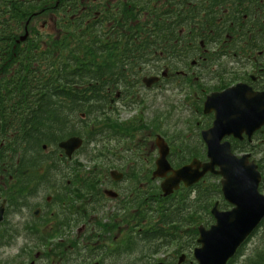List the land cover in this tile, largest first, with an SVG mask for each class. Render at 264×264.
<instances>
[{
    "label": "flooded vegetation",
    "instance_id": "1",
    "mask_svg": "<svg viewBox=\"0 0 264 264\" xmlns=\"http://www.w3.org/2000/svg\"><path fill=\"white\" fill-rule=\"evenodd\" d=\"M211 1L63 0L34 15L49 10L39 29L49 27L53 35L29 37L33 16L20 28L27 31L24 40L0 36L16 48L0 58V264H199V225L188 226L186 218L203 213L208 229L216 200L220 211L233 206L215 193L210 174L167 196L156 182L155 194L146 195L152 183L145 177L146 154L157 153L152 138L165 140V134L160 116L149 119L152 105L136 96L139 89L163 95L181 90L198 110L180 122L206 119L189 136L188 161L172 160L165 140L177 168L205 160L201 132L214 119L203 112L208 97L241 87L248 88L243 99L264 92V0ZM49 93L55 97L45 98ZM46 104L63 112L59 121L53 111L38 114ZM72 106L81 109L71 114ZM87 106H95L98 161L89 173L74 162L79 150L68 159L57 146L72 128L86 125ZM38 122L49 141L39 146ZM146 128L153 132L146 135ZM223 141L233 154L250 156L264 193V127ZM144 171L142 182H134ZM263 229L264 221L225 264H240L253 241L261 247Z\"/></svg>",
    "mask_w": 264,
    "mask_h": 264
},
{
    "label": "water",
    "instance_id": "2",
    "mask_svg": "<svg viewBox=\"0 0 264 264\" xmlns=\"http://www.w3.org/2000/svg\"><path fill=\"white\" fill-rule=\"evenodd\" d=\"M246 88L229 89L214 94L205 103V111H214L213 125L202 132L207 146L208 163L193 160L191 164L173 170L166 156L168 148L159 138V158L153 178L166 177L161 188L165 195L177 187L178 182L186 186L197 182L206 172L212 171L222 177V193L235 207L221 212L214 207L212 213L216 223L208 230L199 228L198 242L202 245L196 252L199 264H225L236 249L264 217V197L257 192L259 175L246 156L240 159L230 153L228 143H220L225 135L239 137L242 131H251L264 125V92L242 98ZM81 139L72 137L59 144L68 157L81 146ZM217 166L219 170L214 171ZM202 168V170H199Z\"/></svg>",
    "mask_w": 264,
    "mask_h": 264
},
{
    "label": "rangeland",
    "instance_id": "3",
    "mask_svg": "<svg viewBox=\"0 0 264 264\" xmlns=\"http://www.w3.org/2000/svg\"><path fill=\"white\" fill-rule=\"evenodd\" d=\"M51 12L53 13V17L59 16V12L56 13L54 12V10H52ZM38 13L39 11L36 10L35 14H38ZM48 15H49V10L46 12L40 13L37 16H34L31 14L27 18V21H28L34 16L32 19H36L37 21L36 25L28 26L27 30L29 32V37H30V34L32 35L31 32H36L40 34L43 39H45V37H43L44 35L52 34L49 27L39 29L40 22L42 20L48 19ZM18 32L20 35L24 33L23 29ZM26 35H27V31H26ZM50 40H52V37H50ZM249 70L251 69L249 68ZM180 91H168L166 95H163V93H160L158 90L146 93L145 90L139 89L140 96L139 97L136 96V98H142L143 101L146 99V102L149 105H152L151 113L149 117L150 120L153 119V117L155 116H160L159 122L157 121L156 122H157V125H159L160 123V127L162 128L165 134L164 136L165 140L169 142L171 145L172 160L174 161L184 160L183 162H186L192 157V155L188 154L189 153L188 151L192 148L191 143H190L191 138H189V136L193 128L194 127L196 128L195 123L198 121L201 124H203L206 121V119L199 118L198 116H196L193 119L191 126H184V124L180 122L182 115L188 118L193 114V111L195 113V111L198 110L195 107L194 108L191 107L193 105V102L189 100L191 97H187V98H185L184 96L182 97L180 95L181 93ZM195 92H199V91L196 90ZM182 100H184V103H181ZM153 114L155 115L152 116ZM72 130L75 132L81 131L80 132L81 136L80 135L79 136L83 139V148L80 149L79 152L75 155L74 162L84 164L86 165V167L94 166V163H97L98 161L97 160L94 161L95 159L94 156L96 155L94 151L95 148H94V145L91 144V141H89V137L91 136V133L95 132L94 124L89 123L88 125H85V126H83L82 124L75 128H72ZM152 132H153V129L146 128V135ZM146 141H148V139H146ZM152 142H154V138H152ZM51 148L52 147H49L48 149H51ZM155 157H156L155 151L151 153L150 155L146 154V176L145 177L147 178L146 179L147 182H152V183H147L146 185V195H150V196L155 194V189H153L152 186L153 185L156 186V182H157L154 180H150V172H152L154 168L153 164H154ZM85 170H91V169H85ZM100 171L105 172L103 169ZM138 174L139 176L138 177L135 176L134 182H142L145 171L138 172ZM212 203L213 202H211V205ZM208 222H210L209 218H207V216L203 213H201L198 216L194 214L192 217H187L185 221V223L188 226H194V227L200 224L207 225ZM254 242L255 241L251 242L249 246L246 248L245 257L241 259L240 264H264V231H263V241H262L261 247L256 249L254 245L257 242L255 244Z\"/></svg>",
    "mask_w": 264,
    "mask_h": 264
},
{
    "label": "trees",
    "instance_id": "4",
    "mask_svg": "<svg viewBox=\"0 0 264 264\" xmlns=\"http://www.w3.org/2000/svg\"><path fill=\"white\" fill-rule=\"evenodd\" d=\"M52 1V2H51ZM56 2H59L60 5L63 3V0H0V36L1 35H16V32L20 30V27L24 24V22L27 20V18L36 10H41L43 7L46 9L48 4H55ZM223 0H212L211 3H214L216 5H219L222 3ZM14 45L13 41L10 40H4L0 38V58L8 59L10 58L9 55H2V53L5 52H11L14 51L16 48H12L11 46ZM93 79H100V75L95 74L92 76ZM9 89V88H5ZM47 92V91H46ZM57 95V93H56ZM12 97V95H10ZM55 97V95H52L49 93L47 97L45 98H52ZM72 97V95H71ZM44 98V97H43ZM51 104H46L45 107H39L38 108V114L40 116H46L49 117L50 112L53 111L55 118L57 121V117H62L63 112L57 107H51ZM56 105V104H52ZM58 107H63L62 105ZM80 107H71V114H74L76 111H79ZM95 111V106H87L86 114L87 116H93ZM44 122H38V131L39 134L36 137V144L39 146L41 143L48 142V139H45L43 137L42 129H43ZM60 125H62V122H60ZM94 135L91 137L93 139ZM87 180H91L90 178H87Z\"/></svg>",
    "mask_w": 264,
    "mask_h": 264
}]
</instances>
